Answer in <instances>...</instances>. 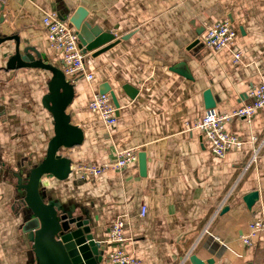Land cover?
<instances>
[{"label": "crops", "instance_id": "obj_1", "mask_svg": "<svg viewBox=\"0 0 264 264\" xmlns=\"http://www.w3.org/2000/svg\"><path fill=\"white\" fill-rule=\"evenodd\" d=\"M0 8V264H39L24 233L31 212L15 173L39 166L55 136L54 118L42 101L56 75L42 68L9 69L15 39L63 70L42 21L79 8L93 26L117 40L128 38L100 56L93 53L111 43L85 54L94 78L73 82L76 95L67 110L84 141L64 155L74 170L111 165L120 151L137 149L138 156L146 155V169L141 171L138 159L129 168L86 180L75 172L65 181L45 176L39 186L43 202L59 214L75 211L89 218L109 255L118 247L109 240L111 227L123 218L122 247L145 264H190V255L216 264H264V242L248 247L241 240L264 217V110L251 122L234 118L228 124L244 147L222 159L187 125L208 110L206 90L221 114L250 102L248 91L264 77V0H0ZM225 19L239 30L233 47L214 53L201 42L189 49L207 26ZM237 50L243 52L239 65ZM179 63H187L193 79L172 71ZM104 83L120 103L111 129L89 109ZM125 84L138 89L137 99L126 96ZM256 151V163L245 170ZM254 191L259 200L249 209L243 198Z\"/></svg>", "mask_w": 264, "mask_h": 264}, {"label": "water", "instance_id": "obj_2", "mask_svg": "<svg viewBox=\"0 0 264 264\" xmlns=\"http://www.w3.org/2000/svg\"><path fill=\"white\" fill-rule=\"evenodd\" d=\"M1 10V8H0ZM60 20L69 22L79 36V47L84 54H88L106 44L107 47L93 53V57L100 56L122 40H117L111 31H104L98 26H93L88 21V12L79 8L74 14H67ZM3 18L0 16V23ZM15 56L8 63L11 70L19 68H42L53 72L56 80L50 83L49 93L43 98L44 108L52 114L55 121V136L48 144L46 157L39 166H28L26 173L17 172V186L25 192L24 203L29 208L31 215L27 217L24 233L35 252L39 264H108L110 255L107 254L108 244L96 239L95 225L85 215H77L75 211L59 214L51 205H46L39 195V186L45 176H53L59 181L67 180L72 173V160L64 152L80 146L84 141V132L72 124V117L67 113L72 105L76 91L75 84L67 79L64 71L51 65L46 54L38 48L27 45L22 49L18 38ZM201 44L197 39L189 49ZM173 72L193 79L187 63H179L172 69ZM122 90L128 98L135 100L139 96L138 89L125 84ZM100 94H110L116 109L120 103L116 92L108 83L100 86ZM206 109H215L217 102L210 90L204 92ZM118 112V111H117ZM118 114V113H117ZM139 164L142 172L146 169V155H139ZM26 175V177L24 176ZM259 200L257 191L251 192L243 198L244 203L252 209ZM228 211L226 209L224 212ZM190 264H216L215 260L206 262L196 255L188 257Z\"/></svg>", "mask_w": 264, "mask_h": 264}, {"label": "built area", "instance_id": "obj_3", "mask_svg": "<svg viewBox=\"0 0 264 264\" xmlns=\"http://www.w3.org/2000/svg\"><path fill=\"white\" fill-rule=\"evenodd\" d=\"M47 34V39L51 50L62 60L63 71L67 79L75 82L77 79L85 78L93 81V74L89 73L85 66L86 55L79 47V36L77 30L68 22L59 19L57 13L47 14L42 21ZM239 37V30L228 20H222L206 27L201 42L206 48L214 53L229 49L235 45ZM243 59V52L237 50L234 53V64L239 65ZM250 102L233 111L231 114H221L217 109H209L203 118L188 123L191 130L202 133L209 144L211 153L217 158H224L232 151H240L244 147V141L235 133L228 130V124L234 118H244L251 122L256 114L264 110V77L257 85H253L247 95ZM92 113L98 114L101 121L107 128L117 125V109L113 103L111 95L96 92L89 103ZM256 138L253 137L252 141ZM138 150L127 149L117 154V160L111 165H79L75 167L78 179L86 180L89 178L101 177L110 169L123 170L138 163ZM257 161V151L246 166L248 170ZM147 212L146 207H142V215ZM125 221L117 218L110 231V242L118 245L116 250L110 254L108 264H145L144 261L128 253L122 245L125 243ZM249 232L241 237L242 242L248 247L254 246L257 242H264V217L254 221ZM207 231V230H206Z\"/></svg>", "mask_w": 264, "mask_h": 264}]
</instances>
